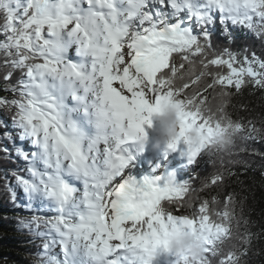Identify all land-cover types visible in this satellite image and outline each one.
I'll return each instance as SVG.
<instances>
[{"label":"snow or ice","instance_id":"obj_1","mask_svg":"<svg viewBox=\"0 0 264 264\" xmlns=\"http://www.w3.org/2000/svg\"><path fill=\"white\" fill-rule=\"evenodd\" d=\"M0 18L5 90L17 97L0 98V107L15 109L21 144L13 147L23 163L6 147L0 152L16 164L10 199L30 214L20 227L41 241L35 264H149L177 232L198 234L204 264H241L253 233L240 232L248 220L237 216L232 194L223 210L213 196L192 215L173 213L222 185L223 174L196 188L199 176L178 184L157 164L154 178L137 182L127 146L147 137L152 115L173 98L180 135L166 149L186 145L189 165L209 155L217 137H232L229 156L239 154L238 140L264 138L252 120L228 112L248 85L264 90V59L249 56V47L217 52L213 45L217 20L229 44L237 39L229 25L264 42V0H0ZM193 128L197 145L186 137Z\"/></svg>","mask_w":264,"mask_h":264},{"label":"trees","instance_id":"obj_2","mask_svg":"<svg viewBox=\"0 0 264 264\" xmlns=\"http://www.w3.org/2000/svg\"><path fill=\"white\" fill-rule=\"evenodd\" d=\"M2 23L3 19L0 18V24ZM229 29L237 36V39L231 44L224 36L223 26L218 21L214 25L213 45L217 52H221L227 47L233 52L242 53L245 47H249V56L255 52L257 56L264 59V42L251 33L245 36L246 30L231 25H229ZM4 39L5 37L0 35V41ZM4 59L3 51H0V98L12 100L17 97L11 91L5 90L7 82L3 80L6 71L2 66ZM19 77L20 73L15 72L11 83L15 84ZM215 92H219V88ZM214 94L212 89L205 93L209 100ZM14 112V108L0 107V121L3 122V125L0 126V147L8 148L11 156L22 164L23 162L15 157L13 147V144H16V140L19 139V130L13 126L12 121ZM228 112L234 120H241L245 124L248 120H252L258 128L264 129V90L248 85L241 93L231 97ZM5 132H10L13 135L12 141L4 136ZM237 146L236 151L239 154L236 156H229L223 152L213 153L205 155L195 166L187 165L183 168L181 178L184 183L192 182L195 176L201 178L192 182L196 188H200L203 183L216 174H223L225 179L222 185L193 194L190 197L194 204L193 207L186 206L180 212L173 209V213L192 215L194 211L198 210L202 200L211 201L213 196L219 201L213 207L223 210L226 196L232 194L237 201V216L242 215L244 219L248 220L247 225H244L243 220L241 221L240 232L253 233L248 255L242 258L241 264H264V138H258L246 144L238 140ZM241 146L247 147L248 151L239 152ZM3 156L4 153L0 152V264H35L38 258L37 253L41 251L39 247L41 241L20 227V219H27L30 214L22 208H16L10 199L6 185L15 187V179L11 176V171L17 169L16 164L3 160ZM230 173H234V175H230ZM16 191L18 196H23L22 190L16 188Z\"/></svg>","mask_w":264,"mask_h":264},{"label":"clouds","instance_id":"obj_3","mask_svg":"<svg viewBox=\"0 0 264 264\" xmlns=\"http://www.w3.org/2000/svg\"><path fill=\"white\" fill-rule=\"evenodd\" d=\"M151 102V101H150ZM152 146L154 149L167 148L180 135V110L177 108L176 99L161 106L160 110L151 117ZM187 140L192 145L201 141V133L193 128L186 133ZM148 137H140V141ZM233 146L231 136L217 137L215 145L210 148L209 155L217 153V147L221 152H226ZM163 253L178 257L181 264H204L206 261L205 244L198 234L193 232H177L170 234L162 248ZM159 250L151 253L149 264L158 258Z\"/></svg>","mask_w":264,"mask_h":264},{"label":"rangeland","instance_id":"obj_4","mask_svg":"<svg viewBox=\"0 0 264 264\" xmlns=\"http://www.w3.org/2000/svg\"><path fill=\"white\" fill-rule=\"evenodd\" d=\"M115 86H117L118 87V85H115ZM20 145V144H19ZM24 146H27V144L26 143H24ZM181 146H185L184 148L185 149H183L182 151H183V153L184 152H186V150H187V146L186 145H183V144H181L179 147H181ZM179 147H178V149H179ZM180 154H182V153H179V154H177V153H175V154H173V158H172V160H171V162H173L172 164L173 165H171V166H173L171 169H169V170H167V172H170V174L171 175H173L174 177H175V181H176V183H178V184H182V183H184V181H183V179L181 178V174H180V171H179V167L181 166V164H182V167L184 166V165H186V164H189L188 163V158H187V156H182V155H180ZM185 157V158H184ZM176 159H182V161L181 162H179V166H177V165H175V160ZM169 162V161H168ZM170 162V163H171ZM154 167V166H153ZM176 168V169H175ZM154 169V168H153ZM178 169V170H177ZM179 171V172H178ZM159 172H162L163 173V169H161V170H159ZM133 174V173H132ZM157 174V172L156 171H154V170H152V175H156ZM56 251L58 252L59 251V249L57 248L56 249ZM172 259H169V258H165V257H163V258H158V260H156V262H155V264H176V262L178 261V257H175V256H173V257H171Z\"/></svg>","mask_w":264,"mask_h":264},{"label":"bare ground","instance_id":"obj_5","mask_svg":"<svg viewBox=\"0 0 264 264\" xmlns=\"http://www.w3.org/2000/svg\"><path fill=\"white\" fill-rule=\"evenodd\" d=\"M148 130H150L149 128H148ZM185 146H181L180 148H181V151L180 150H177L175 153H177V154H179V153H182V149L184 148ZM185 153V152H184ZM184 156V155H183ZM186 156V155H185ZM185 158V157H184ZM172 160V159H171ZM145 163V162H144ZM173 162H171V165H173L172 164ZM177 166H179V165H177ZM181 166H182V164H181ZM180 166V167H181ZM179 167V168H180ZM169 169H171L168 165H166V170H165V173H164V175H167V170H169ZM178 170V169H177ZM180 171V170H179ZM178 171V172H179ZM146 174H147V176H148V171H143V170H140V168H138L137 167V169H136V171L133 173V175H137L138 177H142V178H145L146 177ZM148 177H151V176H148ZM158 257H165V258H171V257H173L172 255H169V254H165V253H163V251L162 250H159V256Z\"/></svg>","mask_w":264,"mask_h":264}]
</instances>
